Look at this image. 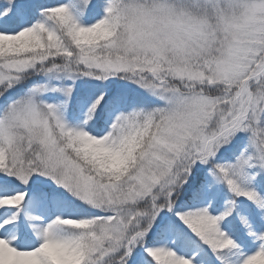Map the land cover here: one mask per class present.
Wrapping results in <instances>:
<instances>
[{"label": "snow or ice", "instance_id": "obj_1", "mask_svg": "<svg viewBox=\"0 0 264 264\" xmlns=\"http://www.w3.org/2000/svg\"><path fill=\"white\" fill-rule=\"evenodd\" d=\"M0 264H264V0H0Z\"/></svg>", "mask_w": 264, "mask_h": 264}]
</instances>
